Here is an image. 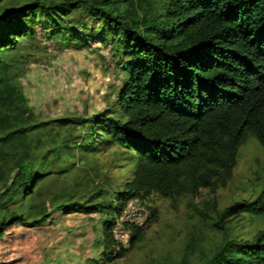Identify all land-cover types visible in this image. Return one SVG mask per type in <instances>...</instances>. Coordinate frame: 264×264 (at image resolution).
<instances>
[{
    "label": "trees",
    "instance_id": "trees-1",
    "mask_svg": "<svg viewBox=\"0 0 264 264\" xmlns=\"http://www.w3.org/2000/svg\"><path fill=\"white\" fill-rule=\"evenodd\" d=\"M38 28L67 47L109 45L121 75L110 111L36 119L4 52ZM69 125L77 131L71 138L46 144L37 137ZM250 135L264 148V0H0L1 248L5 240L27 241L26 231L49 218L50 210L33 215L26 204L57 159H64L59 173L74 168L65 160L70 152L114 144L116 158L131 166L115 203L100 190L52 204L65 214H103V256L110 260L125 253L112 236L113 213L131 199L196 196L225 185ZM263 212L264 185L253 199L217 212L222 240L203 264H264V228L245 239L225 223ZM123 224L130 240L140 237L141 226Z\"/></svg>",
    "mask_w": 264,
    "mask_h": 264
},
{
    "label": "rangeland",
    "instance_id": "rangeland-1",
    "mask_svg": "<svg viewBox=\"0 0 264 264\" xmlns=\"http://www.w3.org/2000/svg\"><path fill=\"white\" fill-rule=\"evenodd\" d=\"M111 51L109 45L92 41L88 46L67 47L46 38L38 28L33 38H21L17 49L4 54L10 62L12 79L23 91L36 119L42 120L110 111L121 79ZM74 128L52 126L37 137L49 144L75 136ZM97 146L101 149L93 154L68 153L65 160L75 164L68 173L58 172L63 158L49 167L52 172L39 183L26 207H33V215L50 210V216L45 223L26 231L27 241L5 240L6 246L0 245L6 264H203L222 240V232L213 225L217 212L232 201L253 199L264 185V148L250 135L239 147L236 165L225 185L219 184L214 190L201 188L196 196L151 194L142 203H132L123 217L121 212L113 213L112 236L125 253L106 260L100 223L104 215L77 211L65 214L52 205L83 200L100 190L115 203L114 192L126 189L124 183L131 166L116 158V145ZM131 201L134 199L124 207ZM143 205L149 214H143ZM148 206L156 208L155 217ZM126 220L141 226L140 237L130 240L123 224ZM225 223L230 235L249 239L264 228V212L241 213ZM19 230L23 229H14ZM119 247L115 243L114 249ZM17 256L20 259L11 263Z\"/></svg>",
    "mask_w": 264,
    "mask_h": 264
},
{
    "label": "built area",
    "instance_id": "built-area-1",
    "mask_svg": "<svg viewBox=\"0 0 264 264\" xmlns=\"http://www.w3.org/2000/svg\"><path fill=\"white\" fill-rule=\"evenodd\" d=\"M132 203L134 205H137L138 200L137 199H134V201H131V202L128 203V206L127 207L126 206L123 207V209L121 210V217H123V215L126 214L127 208L130 207L132 205ZM141 211L143 212L144 215L145 214H149V212L145 209V206L144 205L141 207ZM133 222L138 225V223L136 221H133Z\"/></svg>",
    "mask_w": 264,
    "mask_h": 264
}]
</instances>
